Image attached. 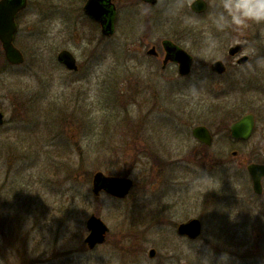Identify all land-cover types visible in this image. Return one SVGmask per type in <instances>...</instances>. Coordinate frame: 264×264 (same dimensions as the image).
I'll list each match as a JSON object with an SVG mask.
<instances>
[{
	"label": "rangeland",
	"instance_id": "obj_1",
	"mask_svg": "<svg viewBox=\"0 0 264 264\" xmlns=\"http://www.w3.org/2000/svg\"><path fill=\"white\" fill-rule=\"evenodd\" d=\"M204 1L195 15L193 0H115L104 38L79 0H27L15 35L25 61L0 63V264H264V178L256 195L246 170L264 164V22L219 31L218 0ZM167 38L193 58L185 78L146 55ZM245 42L237 66L227 52ZM62 49L78 71L57 62ZM216 60L227 72L208 78ZM247 113L254 133L233 142L228 127ZM198 125L211 146L192 137ZM97 172L133 188L95 196ZM91 215L109 229L93 249ZM190 219L201 222L194 240L175 233Z\"/></svg>",
	"mask_w": 264,
	"mask_h": 264
},
{
	"label": "water",
	"instance_id": "obj_2",
	"mask_svg": "<svg viewBox=\"0 0 264 264\" xmlns=\"http://www.w3.org/2000/svg\"><path fill=\"white\" fill-rule=\"evenodd\" d=\"M155 3L156 0H150ZM27 5L26 0H0V43L4 56L11 65H20L23 63L22 53L14 46L13 39L17 31L15 23L16 15ZM207 9L204 0H195L191 4V10L194 13H203ZM84 12L87 16L97 22H101L102 18H106L101 22L104 25L102 33L106 36L112 34L111 11L100 4V0H88L84 6ZM110 17V19H107ZM167 52L173 54V59L179 64V74L187 75L190 72L191 57L185 50L172 45H167ZM248 47V43L238 44L229 49V53L233 55L242 48ZM152 52V51H151ZM57 61L63 64L68 70H77L76 61L68 50H62L57 54ZM246 58L242 59L244 63ZM212 70L221 74L224 70L221 63L216 62L212 65ZM4 116L0 112V126L3 124ZM254 129V117L251 114L244 115L238 121L231 125V137L233 139L248 140ZM192 136L200 143L207 146L211 145L212 138L210 132L204 126H196L192 129ZM247 172L252 181V189L255 194L262 193L261 180L264 177V164H250L247 166ZM133 182L129 178L107 176L102 172H97L92 177V193L98 196L102 191L107 195L116 199H124L132 189ZM87 236L84 243L89 249H93L97 245H101L105 240V234L108 232L107 226L102 220L95 215L89 216L85 223ZM177 234L190 240L198 238L201 234V222L198 219H190L181 223L177 227ZM155 250L149 251V257L153 258Z\"/></svg>",
	"mask_w": 264,
	"mask_h": 264
},
{
	"label": "flooded vegetation",
	"instance_id": "obj_3",
	"mask_svg": "<svg viewBox=\"0 0 264 264\" xmlns=\"http://www.w3.org/2000/svg\"><path fill=\"white\" fill-rule=\"evenodd\" d=\"M27 1V0H26ZM80 1V3L81 2H83V6H82V11H83V13H84V15L86 16L85 17V20H87L88 21V23L95 29V30H99L100 31V34H101V36L102 37H104V38H107V37H112L113 36V34H114V28H115V21H116V2H115V0H100V4L103 6V7H106V8H108L110 11H111V13H112V15H111V21H112V29H113V32H112V34L111 35H109V36H106V35H104L103 33H102V30H103V28H104V25H102V23L101 22H103V21H105V19L106 18H102L101 19V22H97V21H94L93 19H91L89 16H87L86 14H85V12H84V6L86 5V3H87V1L88 0H79ZM195 0H193V2H194ZM136 2H137V4L139 5V6H144V7H152V6H156L157 5V3H158V0H156L155 1V3H151V1L150 0H136ZM192 4V3H191ZM191 4H190V9H191ZM27 8V7H26ZM24 11V10H23ZM23 11H21V12H19L17 15H16V17H15V23H16V26H17V32H18V28H19V23H18V18H19V15L23 12ZM193 12V11H192ZM194 13V12H193ZM202 14V13H201ZM195 15H197V13H195ZM107 19H110V17H107ZM87 21H86V24H87ZM17 34V33H16ZM172 45V46H175V47H177V48H181L180 46H178L177 44H175L172 40H168V38L167 39H164V40H162L161 42H160V50L162 51V52H158L157 51V48H156V46H151V48L146 52V55L147 56H149V59H151V60H155V61H157V60H160L161 59V66H160V68H161V70H166L168 67H170V66H173L174 68H175V72H176V74L179 76V78H185V77H187L189 74H190V72H191V69H192V66H193V58H192V56L188 53V52H186L190 57H191V66H190V72L187 74V75H180L179 74V64L177 63V61L175 60V59H173V54H169V52H167V45ZM238 44H240V43H238ZM235 45H237V44H235ZM232 48V47H231ZM1 49V48H0ZM182 49V48H181ZM62 50H68V49H62ZM61 50V51H62ZM246 50V48H242V49H240L238 52H235L233 55H231L229 52H227L228 53V56L230 57V58H232V60H234L235 61V63H236V65L237 66H243V65H246L247 63H248V57L247 56H245L243 53H244V51ZM60 51V52H61ZM69 52H71L70 50H68ZM152 51V52H151ZM1 52H2V55H3V57H4V54H3V50L1 49ZM21 53H22V51H21ZM72 53V52H71ZM73 54V53H72ZM22 55H23V58L25 57L24 56V54L22 53ZM74 55V54H73ZM74 58L76 59V57L74 56ZM243 58H246V60L244 61V63H241L242 62V59ZM5 59V58H4ZM216 62H219V63H221V65L223 66V68H224V70H223V72L221 73V74H218V73H216L215 71H213L212 70V65L214 64V63H216ZM76 63H77V59H76ZM78 66V65H77ZM77 71H78V68H77ZM210 72L212 73H210V75H208V78H220V77H222V76H224L225 74H226V72H227V66L224 64V62H222L221 60H216V61H214V62H212L211 64H210ZM210 82V84H209V86H211V85H213L214 83L212 82V84H211V81H207V83H209ZM196 85V88L198 89V90H200V88L201 87H204L206 84H202V83H200V82H198L197 81V83L195 84ZM247 114H251V113H247ZM247 114H244V115H247ZM244 115H240L239 117H236L232 122H231V124L229 125V127H228V131H227V133L229 134V136H231V130H230V128H231V125L233 124V123H235L236 121H238L242 116H244ZM251 115H253V114H251ZM253 117H254V115H253ZM254 129H255V117H254ZM254 129H253V133H254ZM192 131V130H191ZM210 132V131H209ZM191 135H192V132H191ZM210 135H211V138H212V141H213V137H212V133L210 132ZM193 137V136H192ZM194 138V137H193ZM232 141L233 142H246V141H244V140H234V139H232ZM248 141V140H247ZM262 181H263V179H262ZM132 188H133V186H132ZM101 193H104L103 191L101 192ZM100 193V194H101ZM130 193V192H129ZM99 194V195H100ZM104 194H106V193H104ZM107 195V194H106ZM260 195H262V194H260ZM178 225L179 224H177L176 225V228H175V233L177 234V227H178ZM108 232H109V229H108ZM108 232L105 234V239H106V237H107V235H108ZM182 238V237H181ZM104 242H105V240H104ZM103 242V243H104ZM102 243V244H103ZM149 254V253H148Z\"/></svg>",
	"mask_w": 264,
	"mask_h": 264
},
{
	"label": "clouds",
	"instance_id": "obj_4",
	"mask_svg": "<svg viewBox=\"0 0 264 264\" xmlns=\"http://www.w3.org/2000/svg\"><path fill=\"white\" fill-rule=\"evenodd\" d=\"M211 19L219 31L226 32L230 28L242 31L250 22H264V0H218ZM201 264H209V261L203 259Z\"/></svg>",
	"mask_w": 264,
	"mask_h": 264
},
{
	"label": "trees",
	"instance_id": "obj_5",
	"mask_svg": "<svg viewBox=\"0 0 264 264\" xmlns=\"http://www.w3.org/2000/svg\"><path fill=\"white\" fill-rule=\"evenodd\" d=\"M16 42V41H15ZM17 45V42H16ZM0 63H1V68H12L13 66H10L4 59L3 55L0 53ZM227 137H229V135L227 134ZM136 213H140V210H137ZM225 239L228 241V236H225Z\"/></svg>",
	"mask_w": 264,
	"mask_h": 264
}]
</instances>
